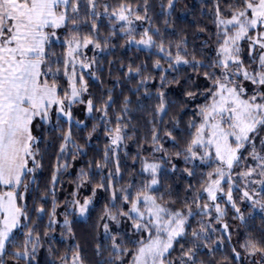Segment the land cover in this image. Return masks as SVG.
I'll use <instances>...</instances> for the list:
<instances>
[{"label":"snow or ice","instance_id":"6c2138e0","mask_svg":"<svg viewBox=\"0 0 264 264\" xmlns=\"http://www.w3.org/2000/svg\"><path fill=\"white\" fill-rule=\"evenodd\" d=\"M172 2L168 0L169 7H172ZM87 3L95 15L96 0H87ZM80 6L81 0H0V264H4L2 258L8 255L9 247L19 249L11 254L13 260L34 259L41 240L34 228L27 231L20 245L15 243L14 235L15 230L27 226L25 222L32 223L23 201L29 185L34 182L28 177L40 167L36 160L34 121L39 118L50 122L55 112L57 120L64 117L70 123L74 104H84L88 114L99 111L104 117L108 115V102L96 108L92 99H83L88 88L84 72L78 68L88 70L96 63L87 59L83 49L90 45L94 49L103 48L98 36L80 35ZM104 11L113 27L120 24L119 31L131 37L129 43L145 48L156 46L148 29L138 40L133 36L134 22L147 19L146 8L143 16L127 3H120L110 12L109 5L105 4ZM214 16L216 48L209 63L197 60L195 56L186 58L188 53L181 49L180 44L176 45L174 58L170 51H165L163 44L158 46L159 51L170 58V66L183 64L193 69H211L203 73L204 79L209 81L201 93L205 103L196 113L200 117L199 122L190 124L195 131L183 154L186 161L200 160L212 170L203 174L199 190L191 201H184L182 209L171 206L175 201L165 202L162 195L155 194L160 183L159 163L143 162L141 171L148 173L149 178L139 187L129 183L116 189L112 183L99 184L97 187L100 189H111L110 205L106 206L101 219L112 221L117 226L130 222L132 236L135 237L130 240L131 248L123 246L117 242L118 234L111 233L109 224H103L105 233L112 239L111 255L115 264H200L197 256L201 246L211 253V243L222 242L223 238L212 241L209 233L216 229L211 223L200 222L197 230H191V218L199 215L222 222L226 215V209L218 203L222 198H226V204L241 221L245 217L237 206V199L251 202L253 209L264 212V136L261 135L264 132V0H214ZM61 29L71 35L64 41L66 52L62 58L53 59L55 54L50 45L53 40L61 39L57 34ZM93 31H96L95 24ZM155 66H160L159 61ZM132 71L139 73L140 69L129 68V72ZM61 77L66 86L60 82ZM159 95L161 102L157 111L164 113V93ZM187 95L195 98L197 94L188 92ZM121 121L122 118L117 117L115 127L107 129L110 144L105 150V160L109 151L116 154L115 150L126 138V125ZM61 139L60 152L63 153L72 142L71 129L64 132ZM152 142L156 145L154 152L163 151L157 135L152 136ZM249 159L252 163H248ZM87 175L81 172L85 183ZM119 175L117 163L115 172L109 173L108 179L113 181ZM188 175L194 173L188 171ZM56 182L57 176L53 174V186ZM80 187L83 184L77 186ZM95 192L94 189L93 196ZM234 192L239 193L238 197H234ZM45 195H53L51 227L57 223L56 201L51 190ZM92 202L89 197L83 201L74 199L71 204L78 209L79 216L84 217ZM36 211L45 213L43 207ZM64 224H69L67 216ZM223 228L228 231L226 223ZM189 231L192 246L185 248L180 241L186 239ZM177 245L181 251L174 257ZM242 247L249 255L259 254L261 260L257 264H264V239L248 237ZM233 252L239 258L235 248ZM125 257L129 259L126 261ZM60 261L61 264H69V261L71 264H83L78 249L71 257H60Z\"/></svg>","mask_w":264,"mask_h":264},{"label":"trees","instance_id":"16d2710c","mask_svg":"<svg viewBox=\"0 0 264 264\" xmlns=\"http://www.w3.org/2000/svg\"><path fill=\"white\" fill-rule=\"evenodd\" d=\"M120 3H127L142 16L145 8L147 9V19L142 21V25H147L156 46L145 48L129 43L131 37L119 31L121 25L116 24L113 27L109 16L105 14L104 5H109L110 12ZM94 11L95 15L87 0H81L80 35L98 36L103 48L94 49L90 45L83 51L89 61H96L88 71L80 70L84 72L88 88L83 94V99H92L96 108L108 102V115L104 117L99 111L88 114L84 104H74L73 119L70 123L63 117L57 120L55 112L52 113L50 122L39 118L34 121L33 135L37 137L35 148L38 152L36 160L40 167L34 174L29 175L28 180L34 182L29 185L23 201L32 223L25 222L27 226L15 230L14 235L15 243L20 245L27 231L34 228L40 234L41 240L34 259L13 260L11 254L19 249L9 247L8 255L2 258L4 264H61L60 257H71L77 249L83 264H110V261H113L112 239L105 233L103 224H109L111 233L118 234L117 242L123 246L131 248L130 240L135 237L132 236L130 222L117 226L112 221L101 219L106 206L110 205L111 189H100L97 187L99 184L112 183L116 189L126 187L129 183L139 187L142 181L149 178L148 173L141 171L143 162L147 160L159 163L160 183L156 186L155 194L162 195L165 202L175 201L171 206L182 209L185 207L184 201H191L196 195L203 174L212 170L200 160L186 161L183 154L195 131L190 124L193 121L198 123L196 113L199 106L205 103L201 93L209 81L204 79L203 73L211 69H193L183 64L170 66V58L161 53L158 46L163 44L165 51H170L174 58L176 45L180 44L181 49L188 53L186 58L192 59L195 56L197 60L209 63L215 56L216 48L214 0H173L172 7L168 6V0H147V3L145 0H96ZM93 24L96 25L95 32ZM143 31L138 29L133 36L138 40ZM57 34L61 39L53 40L50 45L55 54L53 59L62 58L66 52L64 41L71 35L65 29L58 30ZM157 61L160 63L159 67L155 66ZM129 68H139L140 72H129ZM60 82L65 84L63 77ZM161 92L164 93L166 106L164 113L157 111ZM188 92L197 95L192 98L187 95ZM117 117H121V123L126 125V138L115 150L116 154L113 155V152L109 151L108 159L105 160V150L110 144L107 129L115 127ZM74 119L82 123L73 122ZM69 129L72 132V142L68 144L65 152L61 153V137ZM168 133H171V136ZM154 134L159 137V145L163 149L161 152L153 151L156 147L152 142ZM262 134L264 132H261ZM177 152L181 155L177 156ZM244 154L247 155V152ZM117 163L120 175L109 181V173L115 172ZM97 164L101 167L97 168ZM63 165L66 167H62ZM82 171L88 174L87 183L81 178ZM188 171H192L194 175L189 176ZM53 174L57 176L55 186L52 184ZM81 184L83 187L77 188ZM50 190L54 193L56 201L57 220L51 227L49 221L53 195H45ZM73 193L77 195L73 196ZM234 193V197H238L237 192ZM89 197L93 201L89 212L80 217L78 209L72 206L71 201H83ZM218 203L226 209V215L222 222H216V231L209 235L212 241H220L223 238L222 244L218 247L211 243V253L208 248L201 246L198 250V262L252 264L247 261L248 252L242 245L248 237L264 239V216L258 213L248 214L250 208H242L243 203L237 199V206L245 217L241 221L231 206L226 204V198H222ZM39 207H43L45 213L38 214L36 209ZM65 216L69 221L67 226L64 224ZM200 218L202 217L197 215L189 220L191 230H197L200 222L204 223ZM225 223L228 225L227 232L223 228ZM190 231L186 239L180 241L185 248L192 246ZM233 248L239 252V258ZM180 251V246L177 245L173 256H178ZM128 259L125 257L126 261Z\"/></svg>","mask_w":264,"mask_h":264},{"label":"rangeland","instance_id":"374dc122","mask_svg":"<svg viewBox=\"0 0 264 264\" xmlns=\"http://www.w3.org/2000/svg\"><path fill=\"white\" fill-rule=\"evenodd\" d=\"M133 27L135 28V32L139 29L140 31H142V29L143 30H145V29H147V25L145 24L144 26L142 25V21H135L134 22V25H133ZM142 46V45H141ZM142 47H144V46H142ZM83 51H84V49H83ZM244 56H245V59H246V46H245V53H244ZM81 69H79L78 68V71H80ZM84 71H88V70H84ZM249 87H251L250 85H249ZM85 112H86V106H85ZM87 113V112H86ZM64 118V117H63ZM198 122H199V120H200V117L198 116ZM73 122H77V120H75L74 119V121ZM262 136H264V134H262ZM258 144H259V138H258ZM247 156V155H246ZM248 163H252V161L249 159V161H248ZM240 169H238V171H239ZM241 187H243V185H241ZM253 187H256V186H253ZM235 194V193H234ZM237 194L239 195V193L237 192ZM239 202L240 203H243V204H241V207L242 208H250V212L248 213V214H254V213H258V214H262L263 216H264V212H260L259 210H257V209H253L252 207H251V202H241L240 200H239ZM239 203V204H240ZM213 216H215V213L213 212ZM200 219H202V221H204V224H208V223H211L212 224V227L213 228H215L216 229V222L214 221V220H209V218L208 217H202V218H200ZM212 221H214V222H212ZM210 233H213V232H210ZM216 241H218V239H216ZM221 242H216V243H214V246H221ZM246 255H248V256H246V259H247V257H248V259H247V261L249 262H251L252 264H257V262H259L260 260H261V257L257 254L256 256H252V255H249V253H246ZM249 262V263H250Z\"/></svg>","mask_w":264,"mask_h":264}]
</instances>
